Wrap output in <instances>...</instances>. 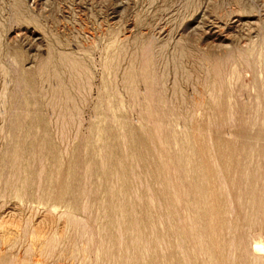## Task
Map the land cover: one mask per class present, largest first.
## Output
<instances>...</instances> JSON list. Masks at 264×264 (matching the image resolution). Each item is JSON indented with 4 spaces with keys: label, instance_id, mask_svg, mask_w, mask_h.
<instances>
[{
    "label": "rangeland",
    "instance_id": "rangeland-1",
    "mask_svg": "<svg viewBox=\"0 0 264 264\" xmlns=\"http://www.w3.org/2000/svg\"><path fill=\"white\" fill-rule=\"evenodd\" d=\"M263 38L264 0H0V264H83L65 212L90 264H255Z\"/></svg>",
    "mask_w": 264,
    "mask_h": 264
},
{
    "label": "bare ground",
    "instance_id": "bare-ground-1",
    "mask_svg": "<svg viewBox=\"0 0 264 264\" xmlns=\"http://www.w3.org/2000/svg\"><path fill=\"white\" fill-rule=\"evenodd\" d=\"M246 21L248 22L249 20H246ZM259 47H260L261 56H264V38L262 39V42L259 45ZM179 57H181V56L179 55ZM239 57L245 59L246 55H245V53H242L239 55ZM225 58H226V61H228L230 58H232V55L229 54L226 57L224 56L223 59H225ZM263 68H264V65H263ZM212 71H213L214 79H217V80H220V78H223V77H230L233 74H235V72H236L235 69H229V70L227 69L226 70L224 66H218V65L213 66ZM127 75L128 76L131 75L130 71L127 73ZM125 83H126V87L129 88L130 92L136 88L135 85L132 84L131 82L125 81ZM263 85H264V81H263ZM212 92H213V90H212ZM263 112H264V108H263ZM255 121H256V118H255ZM221 171H222V169H220V172ZM62 216L66 217L67 220L70 223H72L71 231H69L70 233L74 234V237H75V240L73 241L72 247L75 249H79V250L83 251L82 254H80V256L82 257L83 264H90L91 263L90 257L85 254V243L87 240L93 239V236L89 232L86 231L85 224L80 222L79 219L75 215L70 214L68 212H65L62 214ZM78 228H80V231H77ZM77 232H80V239L78 237ZM98 235H99V239L102 240V235L97 234V236ZM60 238H62V237H58L54 234L52 237L49 238V241L53 244H57L61 240ZM78 239H79V242H78ZM262 258H264V255L254 256L253 259L255 260V264H264V259L262 260Z\"/></svg>",
    "mask_w": 264,
    "mask_h": 264
}]
</instances>
